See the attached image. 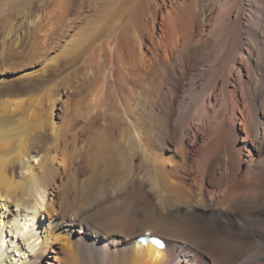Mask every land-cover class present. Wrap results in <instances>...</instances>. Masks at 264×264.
Returning <instances> with one entry per match:
<instances>
[{"label": "bare ground", "instance_id": "6f19581e", "mask_svg": "<svg viewBox=\"0 0 264 264\" xmlns=\"http://www.w3.org/2000/svg\"><path fill=\"white\" fill-rule=\"evenodd\" d=\"M193 261L264 264V0H0V264Z\"/></svg>", "mask_w": 264, "mask_h": 264}, {"label": "rangeland", "instance_id": "374dc122", "mask_svg": "<svg viewBox=\"0 0 264 264\" xmlns=\"http://www.w3.org/2000/svg\"><path fill=\"white\" fill-rule=\"evenodd\" d=\"M40 40V39H39ZM43 40L41 39L40 40V45H39V48H42L43 46H47L46 45V43H43L42 42ZM97 62H103V61H101V60H99V61H97ZM96 62V63H97ZM98 64V63H97ZM96 64V65H97ZM109 66V67H108ZM110 67H112V63H111V61H108V65H107V67H105L104 68V70H103V73L102 72H100L101 70H99V76H101L100 78L101 79H99L98 80V85H99V87H98V91L100 92V91H102L103 92V94L105 93V91H106V89H107V87H108V83H109V81H110V78L108 77V74H109V72H110ZM104 77V78H103ZM108 77V78H107ZM99 78V77H98ZM109 79V80H108ZM101 80V81H100ZM103 80V81H102ZM107 83V85H106V83ZM106 86H104L103 84ZM100 84H101V86H100ZM53 87V85L52 84H49V85H47L46 87H45V91H47V90H49L50 88H52ZM103 89V90H102ZM118 103H119V105H121V106H125V104H124V100L122 99V97H120L119 98V100H118ZM202 102H199L195 107H194V109H193V111L195 112V114H197L198 113V111H199V109H201V107L203 106L202 104H201ZM80 234V233H79ZM84 234V233H83ZM76 236H79L78 234H76ZM183 247H187L186 246V244H184L183 245ZM196 261H193V262H191L190 264H197V262L195 263ZM43 264H47L46 262H43Z\"/></svg>", "mask_w": 264, "mask_h": 264}]
</instances>
